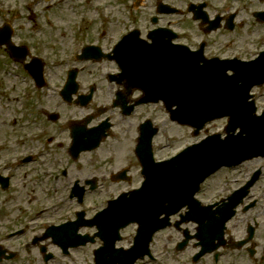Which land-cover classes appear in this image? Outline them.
<instances>
[{
  "label": "flooded vegetation",
  "instance_id": "obj_1",
  "mask_svg": "<svg viewBox=\"0 0 264 264\" xmlns=\"http://www.w3.org/2000/svg\"><path fill=\"white\" fill-rule=\"evenodd\" d=\"M67 1L74 0H0V32L5 38L12 28L14 45H23L29 50L45 49V41L35 45L31 34L35 31L33 25L35 23V29L42 33L52 29L54 16ZM256 3L255 0H154L153 12L145 16H136L126 10L129 24L123 25L118 19L116 24L104 20L103 23L110 25H85L87 20L83 18L81 24L70 26L69 31L60 30L59 41L67 48L60 55L63 61L60 63L59 107L71 109H46L37 105L39 109H23L24 120L14 119L7 124L13 135L12 139L0 140V223L6 221L3 208L11 198L15 202L14 179L24 168L31 183L34 181L36 186H42L43 194L67 195L70 202L76 203L72 210L57 204L48 209L44 207L48 217L44 231L51 225L76 219L82 211L87 219H92L100 210L83 208L78 198H71V195H120L137 188L142 172L135 149L139 138L158 126V115L163 109H157V104H138L144 97V90L121 75L119 60L133 47L153 48L156 52L174 56L178 46L197 52L204 59H254L264 49V32H248L250 37L245 39L247 32L240 34L239 31L251 25L264 28L262 18L256 17L257 11L264 8L254 9ZM241 11L243 18H240ZM233 13L234 20L231 21ZM257 35L259 40H256ZM243 40L245 42L239 44ZM0 41L4 40L0 37ZM26 59L30 61L31 56ZM13 63L16 61L6 44L0 43V90L6 84L5 79L9 82L12 76L15 77L9 70ZM71 70L76 73L78 89L73 100L66 102L61 92ZM26 80L38 89L31 77ZM2 96L7 98L3 93ZM32 115L33 119L30 118ZM147 120L152 126L143 127ZM104 134L107 136L103 137ZM158 137L159 131L153 136V142ZM101 138L99 146L91 148ZM109 140L121 145L117 156L126 157L129 150L131 162L117 168L113 159L103 157L100 151ZM74 143L78 147L73 146ZM134 160L138 163L137 168ZM235 170L230 177L221 180L217 202L219 207L223 206L232 193L241 200L234 216L226 223L223 237L217 241L218 249L201 260L206 259L207 264H264V156L253 158ZM124 181L136 182L130 186ZM241 189H245L242 198ZM31 214L32 211L23 218L21 214L20 222L35 220L29 218ZM180 217L176 216L174 221ZM8 220L11 222L12 219ZM174 230L180 234L174 244L176 250L184 239V232ZM34 238L26 243V248L37 246L33 244ZM166 238L170 241L174 236L165 235L164 240ZM47 242L52 243L51 240ZM37 247L44 260L41 246ZM164 248L159 247L156 253L153 252L151 259L156 264H166L170 255L179 253L174 250L168 257ZM183 264H187L186 261Z\"/></svg>",
  "mask_w": 264,
  "mask_h": 264
},
{
  "label": "water",
  "instance_id": "obj_2",
  "mask_svg": "<svg viewBox=\"0 0 264 264\" xmlns=\"http://www.w3.org/2000/svg\"><path fill=\"white\" fill-rule=\"evenodd\" d=\"M164 58L163 54L138 49L132 62L126 61L125 70L131 71L136 79L143 74L151 86L148 91L151 98L164 99L172 118L194 126L196 134L208 121L228 116L227 135L208 136L161 163H154L151 153L148 156L150 146H147L146 152L141 153L146 174L143 188L110 202L104 212L107 217L100 225L104 246L96 251V264H134L149 253L154 231L167 226L169 216L187 204L192 206L193 218L201 224V238L209 235L206 238L211 241L222 222L214 219L208 226L200 219L207 209L194 199L201 182L222 166H235L264 155V113L256 115L254 102L249 100L250 90L264 83V56L255 62L227 65L200 64L195 57L188 60L178 57L175 63H170L171 71L166 76ZM228 68L235 74L226 75ZM174 105L177 108L171 109ZM163 214L165 217L161 218ZM134 221L140 225L134 245L128 250L117 249L119 230Z\"/></svg>",
  "mask_w": 264,
  "mask_h": 264
},
{
  "label": "rangeland",
  "instance_id": "obj_3",
  "mask_svg": "<svg viewBox=\"0 0 264 264\" xmlns=\"http://www.w3.org/2000/svg\"><path fill=\"white\" fill-rule=\"evenodd\" d=\"M23 0H21L22 2ZM99 2V9L95 10L90 5L87 6L80 2L79 6L73 8L72 1L65 2L62 10L56 13L53 21V28L50 30H45L43 33L40 32L37 28L35 29V23L33 25L35 30L31 32L34 37L35 45H37L40 41H45L47 44L46 52L48 53V57L46 60L47 64V72H48V89H37L32 86L31 93L28 97V105L25 109H39V106H44L46 109H71L70 107H59V103L61 99L57 96V89L61 86V76H62V67L60 64V55L62 51L67 48L64 44H61L59 41V32L65 29L66 31L70 30V26H76V24H81V20L86 16L85 25H110L109 22L103 23L104 20H112L114 24H116L117 20H122L123 25L129 24L127 21V17L129 13L126 10H131L132 14L136 16H145L148 13L153 12L152 4L154 0H94ZM257 6H254V9H262L264 8V2L261 3L259 0H255ZM151 2V4L149 3ZM73 11V12H72ZM111 11L114 12L111 15ZM240 18H243L242 15ZM244 14V13H243ZM249 15V14H248ZM247 16V15H245ZM63 17V18H62ZM251 20V15L249 16ZM44 21V19H42ZM250 21V20H249ZM47 19L45 17V23ZM253 23V22H252ZM26 24L27 21H26ZM50 25V23L48 24ZM189 28H193L192 25L188 26ZM240 34H244V38L248 39L250 34L248 32H254L253 34L263 33L264 28H258L257 25H251L249 28H246L242 31H239ZM243 40L241 43H244ZM11 67L9 66V70ZM14 69V68H12ZM19 71L18 69H16ZM21 71V70H20ZM12 81L4 80L6 84L2 85V90H0V140H3L5 137H11L13 135L12 129H10L7 124L9 122H13L14 119H17L20 122L22 119L24 120L26 117L22 114V110L17 101L14 100L15 95L21 93V89L25 86L23 82L17 77L10 78ZM13 86V87H12ZM2 93L5 94L6 97L2 96ZM255 97L257 100V104L259 108L264 107V86L254 89ZM38 105V107H37ZM66 118V115L64 114ZM33 119V115L30 116ZM158 121L161 125L160 136L156 142V157L164 158L170 157L179 151H181L186 146L197 142L202 137L206 135L205 132H201L199 136L193 135V130L188 126H181L177 123L169 120L168 115L165 114L163 110L158 115ZM3 125V126H2ZM226 126V119H221L214 121L207 125L208 133L214 132H224V128ZM5 135V136H4ZM16 140V138H15ZM169 142V144H167ZM109 145H105L104 148L100 151V154L105 157L107 156V160L113 159L117 168H121L122 166L127 165L130 160H128V153L126 157L117 156V150L121 148V145L114 143V141L109 140L107 142ZM104 154V155H103ZM131 154V153H130ZM128 160V161H127ZM133 162V161H132ZM136 168L138 166L137 161H135ZM230 177V172L221 171L212 178H210L207 183L203 186L202 191L199 195V198L205 202L213 201L217 198L218 187L220 185L221 180L224 177ZM14 183L16 186V199L15 202L10 200L7 206L3 209V215L6 219L5 222L0 223V235L3 238L7 232L15 230L19 227H25L24 223L20 226V220L26 215L29 214L33 209L43 208L45 205H50L55 202H59L58 204L63 206L66 210H72L73 205H76L74 202H70L66 195H58V196H49L42 193V186H36V183L33 181L31 183V178L26 177V168L22 169L14 179ZM114 196H88L86 205V209L91 210L93 208H102L105 206L106 199L113 198ZM54 198V199H53ZM74 203V204H73ZM24 212V213H23ZM22 215V218L20 216ZM46 213H44L40 218L29 224L28 231H26L25 235L21 237H16L14 239L6 241V246L11 250L17 252V256L11 260L3 261L0 264H41V257L38 251L37 246H29L26 248V243L32 239V237L36 235H40L44 231V227L42 228V223L45 221ZM8 219H12L11 222ZM92 231L89 228L82 229V232ZM136 232V225H131L123 231L124 239L119 242L118 245L128 246L133 239V236ZM173 235L168 243V251H174L175 241L178 240L180 234L178 235L175 230H168L165 233L158 235L156 245L163 243L164 240L160 241L161 236ZM49 244V250L54 252H60V250L51 242H47ZM97 246V245H96ZM95 245H88L86 247H80L74 250V253L71 257L61 258L59 257L52 262V264H64L63 262H70L72 264H87L93 261V249L96 247ZM194 253V249L186 248L181 251L178 256H171L167 261L168 264H183V261H186L187 264H194L191 261V256ZM174 257L176 259H174ZM178 258H181L182 261L179 262ZM139 264H154L152 262L146 261ZM197 264H207L206 259L204 261H200Z\"/></svg>",
  "mask_w": 264,
  "mask_h": 264
}]
</instances>
